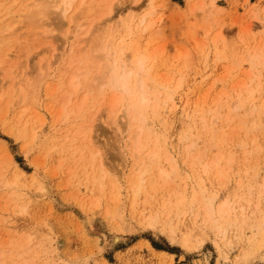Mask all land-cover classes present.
<instances>
[{
  "label": "bare ground",
  "instance_id": "1",
  "mask_svg": "<svg viewBox=\"0 0 264 264\" xmlns=\"http://www.w3.org/2000/svg\"><path fill=\"white\" fill-rule=\"evenodd\" d=\"M115 1L0 0V120L10 135L19 140L34 139L41 125L45 124L36 110L37 90L47 83V89H51L52 94L60 92L57 100L61 102V108H58L60 111L55 110V124L63 122L65 127L63 131L56 130L50 140L51 152L64 149L71 154V150L74 151V164L79 166L74 169L72 177H79L85 189L91 190L99 202L98 193H110L117 204L116 209L109 212V217L112 222L118 223L122 185L118 177H108L100 148L92 135L94 123L103 114L106 115L121 142L123 139L122 143L119 140L118 150L124 147L134 161L129 177H124L127 208L132 217L148 229H159L172 243L191 252L197 220L203 219L205 225H212L226 238L227 227L236 224L235 220H231V214L237 207L244 210L242 198L237 201L226 198L223 203L217 204L216 195L210 194L203 185L225 174L224 163L230 159H225V150H229L227 140L233 134L242 135L234 146L239 144L249 151L253 150L251 155L263 149L257 145L255 134L263 135V126L253 127L246 116L251 114L259 118L264 112L262 101L253 98L258 93H264V88L258 90L264 85V37L262 41H257L249 36V27L241 29L239 39L246 49L242 56H247L248 76L236 82L231 79L233 84L227 88L222 81L226 91L218 93L215 98L199 96L192 102L187 101L182 112L184 123L178 135L179 143H169L165 134H168V120L177 106L176 98L181 96L183 77L179 73L188 62L182 59L174 63L165 59V50H155L152 36L147 37L160 23V19L156 18L155 0H148L152 7L142 16L125 20H121V14L115 13ZM189 7L191 15H196L198 11L202 13L204 38L215 47L218 59L223 60L219 44L222 31L217 33L216 18L224 8L217 6L216 0H209L208 3L201 0L193 5L190 1ZM253 17L264 25V12ZM145 38L146 46H142ZM43 44L46 47L39 53ZM60 50L69 52L65 57H59ZM50 79L56 81L54 85L49 83ZM229 98L235 100L232 108L227 104ZM253 102L254 107L248 105ZM103 103H106L104 107ZM229 107L233 114L229 113ZM243 111L245 114H242ZM231 119L237 120L233 126ZM263 140L261 136L260 141ZM169 145L173 149L184 150L182 155L185 160L201 165V168L193 170L187 178L183 177L174 159L168 155ZM215 145L222 148V157L213 153ZM4 146L1 145L0 150ZM4 152L0 160L5 157L2 161L7 160L13 170L6 175L0 161V187L8 190L19 185L25 172L7 150ZM232 158L231 154L230 160ZM192 179L196 187L194 185L189 196L187 182ZM172 184H175L170 187L172 190L168 189L167 185ZM261 186L264 189V184ZM11 192L16 198V192ZM162 192L166 193L158 196ZM253 207L259 210L258 204ZM22 208L18 206L17 211ZM186 217L195 223L194 228L192 223L186 224V230H180L176 221ZM29 236L20 234L14 236L11 242L0 240V264H19L18 260L23 255L14 254L8 247H29L32 241ZM120 241L116 238L113 243ZM147 246L152 262L165 264L164 259L173 257L168 252L152 249L149 243ZM61 264L67 263L63 261Z\"/></svg>",
  "mask_w": 264,
  "mask_h": 264
},
{
  "label": "rangeland",
  "instance_id": "2",
  "mask_svg": "<svg viewBox=\"0 0 264 264\" xmlns=\"http://www.w3.org/2000/svg\"><path fill=\"white\" fill-rule=\"evenodd\" d=\"M190 1L193 5L201 0H155L156 18L160 19V23L147 35L152 36L155 50H165V59L171 62L183 59L188 62L184 65L187 67L179 73L183 77L181 96L176 98L177 106L168 120V134H165L169 138V143H179L178 135L184 123L182 112L187 101L192 102L193 98L199 96L215 98L226 91L222 84L226 83L227 88L233 81L248 76L250 67L246 62L247 56H242L246 49L239 39L241 29L249 27V36L257 41H262L264 37L263 23L253 17L259 15V12H264V0H216L217 6L224 8L221 15L216 18L217 33L222 31L223 35H219V44L224 59L219 60L215 47L204 38L201 30L202 13L199 11L196 15L189 13ZM205 2L208 3L209 0ZM151 4L148 0H117L115 13L121 14V20L140 17L150 10ZM146 43L145 38L142 46H146ZM200 43L203 45L199 46ZM58 45L61 47L59 42ZM45 47L44 44L40 45L39 53ZM68 52L69 50H60L58 56L65 57ZM239 62L243 63L238 65ZM163 73L166 74L162 71ZM215 79L217 81L213 85ZM51 82L54 85L56 81L50 79L49 83ZM261 88H264V85L258 90ZM50 90L47 89V83L37 90L36 110L45 124L41 125L42 128L38 130L36 138L19 140L8 133L6 125L0 120V141H3L0 148L1 145H5L0 150V155H4V151L7 150L13 161L25 172L18 186L8 190L0 187V240L11 242L12 238L20 234L32 237L29 247H8L14 254L18 253L21 257L23 255L18 260L19 264L26 261L29 264H61L63 261L67 264H159L151 261L147 243L150 247L152 245L155 249L166 251L173 256L172 259H164L165 264H264V189L261 186L264 184V140L260 141L261 136L264 137L262 124L264 112L259 118L251 114L246 116L247 122L253 127L263 126V135L255 132L258 137L257 145L263 149L256 150L251 155L253 150L249 151L239 144L234 146L242 135L233 134L227 140L230 146L229 150H225L224 157L231 159L232 154L233 158L224 163L225 174L218 176L216 180L206 181L203 185L209 189L210 194L216 195L217 204L223 203L226 198L235 201L242 198L241 200L245 202L244 210L237 207L231 214L230 218L232 221L235 220L236 224L227 227L226 238L215 231L212 225H205L203 219L197 220V228L195 227L193 235L194 248L190 252L182 249L177 243H172L159 229L149 230L132 217L127 208V185L124 177H129L134 161L124 147L118 150L120 136L114 132L106 115L103 114L102 118H98L94 123L92 135L100 148L108 177L113 179L118 177L117 180L122 185L120 217L117 216L119 224L112 222L109 217V212L114 211L117 204L111 194L98 193L101 201L99 202L91 190L85 189L84 182L80 181L79 177H72L74 169L79 166L74 164V151L71 150L72 153L68 154L64 149L52 152L50 149L49 142L56 130L63 131L65 127L63 122L55 124L57 119L55 110L60 111L58 108H61V102L58 101L61 93L52 94ZM263 94L258 93L253 98L260 99L264 106ZM254 103L248 105L254 107ZM103 104L102 107L106 105ZM227 104L232 108L235 100L229 98ZM230 107L229 113L233 114ZM247 109L250 108L247 106ZM236 121L231 119L230 124L233 126ZM157 127L160 128L161 125L158 124ZM253 134L254 132L250 138ZM170 147L171 145L167 147L168 155L179 166L177 168L183 177L187 178L193 170L201 168V165L185 160L182 155L184 150ZM221 149L217 145L214 146L215 156L222 157ZM4 159L5 157H2V160ZM2 160L1 169L6 175L11 174L12 166L7 160ZM221 164L220 161V167ZM122 169L124 171H121ZM187 183L189 186L187 192L190 196L196 184L193 179ZM174 186L175 184L167 185L168 189ZM11 191L16 192V198L12 197ZM165 193L162 192L158 196ZM240 195L242 197L238 198ZM254 204H258L259 210L253 207ZM18 206L23 207L20 212L17 211ZM176 222L178 226L180 225V230H186L184 229L186 224L193 223V228L195 224L190 217L178 219ZM116 238H120L121 241L114 244Z\"/></svg>",
  "mask_w": 264,
  "mask_h": 264
},
{
  "label": "crops",
  "instance_id": "3",
  "mask_svg": "<svg viewBox=\"0 0 264 264\" xmlns=\"http://www.w3.org/2000/svg\"><path fill=\"white\" fill-rule=\"evenodd\" d=\"M151 248H152V249H155L154 247H152V245H151ZM155 250H159V249H155ZM159 251H162V250H159ZM164 252H166V251H164Z\"/></svg>",
  "mask_w": 264,
  "mask_h": 264
}]
</instances>
